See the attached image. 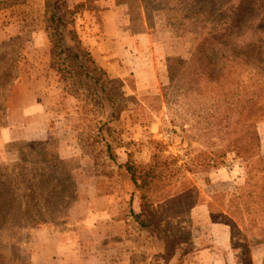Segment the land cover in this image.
Instances as JSON below:
<instances>
[{"label": "rangeland", "instance_id": "obj_1", "mask_svg": "<svg viewBox=\"0 0 264 264\" xmlns=\"http://www.w3.org/2000/svg\"><path fill=\"white\" fill-rule=\"evenodd\" d=\"M115 1L123 3L130 22L126 26L133 35H149L151 44L143 47L141 55L132 51L133 57H141L140 63L136 64L132 57L119 58L110 67L108 78L113 82L108 88L116 103L114 110L108 102L103 110L98 109L90 92L74 91L71 96L64 90L60 76L48 68L46 23L45 19L43 24L37 20V9L30 6L32 0L0 10V46L16 44L26 58L19 61V78L4 95V110L0 112V164H17L23 156L28 170L38 166L50 174L53 184H63L56 191L45 187L40 197L41 206L45 205L40 212L49 219L55 217L54 222L37 227L24 223L21 229L10 230L6 226L0 230V254H4L0 264H35L32 260L38 231L69 228L74 224L71 212L87 177L99 179L98 188L103 194L118 198L132 195L142 204L146 212L143 223L133 214V204L128 207L126 217L159 232L165 244L160 258L165 264H264V165L248 169L238 154L239 150H251L256 158H264V117L253 115L249 121L246 119L251 108L256 111L264 104V77H256L244 62L228 67L221 89L224 96L216 104L219 98L216 90L201 98L196 94V98H191L181 95L184 87L179 83L178 95L170 89L173 87L168 73L171 60L190 61L207 33L213 28H223L225 19L237 11V0H219L217 8L197 0V11L202 3V11L218 10L217 14L210 12L207 20L196 18L182 25L180 20H168L164 13H154L160 4ZM260 9L251 6L248 12H243L240 23L246 22V28L240 25L239 35L254 30L247 18L263 13ZM133 68L141 70L140 76L147 85L152 75L151 88L136 91L137 77L129 73ZM34 74L51 79L52 89H46L44 95L18 91L19 86L30 83ZM251 79L258 83L252 85ZM167 88L171 97L165 99ZM213 96L216 98L211 99ZM35 97L47 106L49 130H56V135L48 140L4 143L1 136L10 126L9 113L14 111L20 117L17 113L21 109L31 111ZM100 121L108 125L104 132L112 147L110 154L101 136L95 137ZM69 127L73 128L71 132L67 130ZM254 132L259 136L258 149L257 143L250 139ZM46 141L68 163L53 167L43 163L42 157L38 163L28 161L32 155L28 145ZM64 143L68 148L81 147L82 153L63 158L59 148ZM155 155L159 167L154 182L143 190L137 189L129 169L141 175ZM211 158H216L217 166H212ZM69 176L75 180L77 189L76 197L67 199V195L59 192L62 189L68 194ZM201 206L204 211L198 208ZM20 214H26L25 207L17 212ZM34 214L38 216V212Z\"/></svg>", "mask_w": 264, "mask_h": 264}, {"label": "trees", "instance_id": "obj_2", "mask_svg": "<svg viewBox=\"0 0 264 264\" xmlns=\"http://www.w3.org/2000/svg\"><path fill=\"white\" fill-rule=\"evenodd\" d=\"M73 1L44 0L46 33L51 42L52 68L60 76V81L68 94L73 96L71 93L74 91L90 92L94 97V105L98 109L103 110L105 102H108L114 110L116 103L112 97L111 88H108L109 83L113 81L109 80L107 72L99 66L92 54L83 46L76 29L77 20L85 12H93V5L97 0H84L75 6ZM25 2L26 0H0V10L13 8ZM149 2L160 4L154 13H164L168 20L172 22L180 20V25H182V23L196 18L207 20L210 12L217 14L218 10L216 12L211 9L202 10L203 4L217 8L219 0H202L203 4L200 3L198 11L197 0H142V3ZM117 4L123 3L117 2ZM237 4L238 8L235 14L225 19L223 28H213L207 33V37L190 61L184 62L180 59L170 61L168 73L173 87L170 89L176 90L178 95L180 94L179 83H183L184 87V92L181 95L191 98H196L195 94L201 98L210 91L216 90L219 94L216 104H220L224 96L221 91L224 76L228 72V67H234L238 62L248 65L252 70L251 73H255L256 77L261 79L264 77V12L247 18L255 27L254 30H245L241 35L238 34L241 27L246 28V22L240 23V20L243 19V12H248L251 6L261 7L260 10H264V0H237ZM8 52H11L10 56L7 55ZM25 59L23 51L19 49L18 45L0 46V112L4 110V95L8 94L10 88L19 78L18 63ZM76 76L80 77L79 81L75 80ZM251 80L249 82L252 85L258 83V80ZM170 89H164L165 99L171 97L168 92ZM212 98L214 99L216 96ZM253 115L264 117V104H261L256 111L251 108L246 116L247 121ZM99 126L95 137L98 134L101 136L107 153L110 154L112 147L104 132L108 129V125L100 121ZM250 139L257 143L256 148L258 149L259 136L257 132L252 133ZM50 145L51 143L48 141L29 144L28 147L32 149V155L28 157V161L36 160L38 163L40 161L38 159L42 157L43 163L53 167L68 163L63 161ZM238 154L241 155L240 158L247 164L248 169L256 167L257 164L264 165V158H256L257 155L251 150L246 152L239 150ZM20 159L21 162L17 164H0V230L6 226L10 230L21 229L20 226L24 223L31 227H37L55 221V217L49 219L45 213L40 212L42 207H45V205L41 206L40 197L45 187L56 191L59 185L63 184H53L50 174L39 170L38 166H33L28 170L24 167L26 159L24 160L23 156ZM156 159L157 156H153V162L145 167L141 175L132 168L129 169L131 180L137 189L143 190L154 182L153 179L159 167V162ZM210 161L213 163L212 166L218 165L216 158L215 160L211 158ZM67 181H69L68 194L63 193L61 189L59 195H67V199L75 198L77 184L71 176L67 178ZM21 207L26 208V214L17 215ZM35 211L38 212V216L34 214ZM59 217L60 214L56 218ZM3 255V253L0 254V260L4 259Z\"/></svg>", "mask_w": 264, "mask_h": 264}, {"label": "crops", "instance_id": "obj_3", "mask_svg": "<svg viewBox=\"0 0 264 264\" xmlns=\"http://www.w3.org/2000/svg\"><path fill=\"white\" fill-rule=\"evenodd\" d=\"M82 2L84 0H74L73 5ZM30 6L37 9V20L43 24L44 0H32ZM94 7L95 11L85 12L77 20L76 29L83 46L99 66L110 75V67H113V62L119 58L132 57L136 64L140 63L141 57H133L132 51L141 55L143 47L147 48L148 44H151L150 36L143 33L133 35L126 26L130 22L125 8L115 0H97ZM45 40L50 47L48 68L53 72L51 42L46 38ZM121 73L128 75L125 71ZM129 73H134L137 77L136 91L151 88L152 75L147 85L140 76V69L133 68ZM35 76L30 83L19 86L18 91L27 90L32 95L38 92L44 95L46 89H52L51 79L44 75ZM31 106V111L21 109L17 113L20 117H17L14 111L9 113L10 126L1 136L4 143L48 140L56 135V130H49V118L45 114L47 106L44 101L35 97ZM13 123L18 124L12 125ZM67 130L73 128L69 127ZM78 149L76 145L68 148L64 143L59 148V154L63 158L77 156L82 153L81 147ZM98 184L97 177H87L84 180L79 198L71 212V219L74 221L72 226L38 231L34 240L37 249L32 261L35 264H165L160 258L165 252V244L159 232L151 227H141L126 217L128 207L133 204V214L143 223V215H146V212L142 204H138L132 195L118 198L115 195L103 194ZM198 208L200 211L205 209L204 206Z\"/></svg>", "mask_w": 264, "mask_h": 264}]
</instances>
